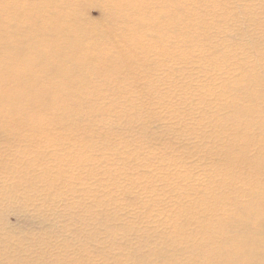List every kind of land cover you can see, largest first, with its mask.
Segmentation results:
<instances>
[{
	"label": "bare ground",
	"instance_id": "obj_1",
	"mask_svg": "<svg viewBox=\"0 0 264 264\" xmlns=\"http://www.w3.org/2000/svg\"><path fill=\"white\" fill-rule=\"evenodd\" d=\"M0 264H264V0H0Z\"/></svg>",
	"mask_w": 264,
	"mask_h": 264
},
{
	"label": "rangeland",
	"instance_id": "obj_2",
	"mask_svg": "<svg viewBox=\"0 0 264 264\" xmlns=\"http://www.w3.org/2000/svg\"><path fill=\"white\" fill-rule=\"evenodd\" d=\"M101 14H102V13H101L100 9L97 8V7H92V8L89 10V15H90L92 18H94V19H99V18H101ZM9 222H10V224H12V225H16V224H18L19 219H18L16 216L11 215V216L9 217Z\"/></svg>",
	"mask_w": 264,
	"mask_h": 264
}]
</instances>
